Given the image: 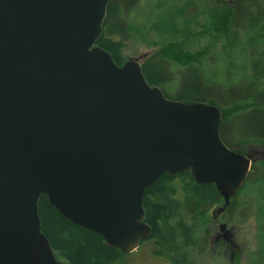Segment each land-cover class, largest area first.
Segmentation results:
<instances>
[{
    "label": "water",
    "instance_id": "obj_1",
    "mask_svg": "<svg viewBox=\"0 0 264 264\" xmlns=\"http://www.w3.org/2000/svg\"><path fill=\"white\" fill-rule=\"evenodd\" d=\"M111 1L0 0V264H63L42 196L130 254L152 236L144 197L163 177L215 186L224 214L257 161L222 141L218 107L169 100L97 46Z\"/></svg>",
    "mask_w": 264,
    "mask_h": 264
},
{
    "label": "trees",
    "instance_id": "obj_2",
    "mask_svg": "<svg viewBox=\"0 0 264 264\" xmlns=\"http://www.w3.org/2000/svg\"><path fill=\"white\" fill-rule=\"evenodd\" d=\"M178 1L112 0L97 46L108 51L119 66L117 53L130 35L137 31L140 12L149 11V8L153 9L150 12L154 14L156 9L161 11L158 26L152 30L162 36H169L170 30L176 27L188 30L195 25L200 14L193 17V9L199 8L202 15L220 19L223 37L221 50L204 52L197 59L189 56L190 61L185 63V57L180 58L184 53L172 55L162 50L147 57L141 70L151 87L160 88L174 102L205 103L218 107L224 117L220 137L225 145L242 155L254 153L258 156L259 152H264V67L253 60L254 48L260 44L255 40L259 38L253 30L259 28L264 31V15L257 11L259 0H197V4L192 1L182 9L177 8ZM252 7L256 12L251 15ZM172 10L175 15H172ZM168 17L164 24L163 20ZM240 56L252 62L242 69L236 62L241 60ZM222 62L226 65L218 70ZM257 156L246 184L237 196L245 194L251 198L246 206L247 212L252 213L251 208L256 207L257 250L261 262H264V157ZM144 198V224H152L154 217L160 221L155 232L150 227L158 254L169 258L173 264H201L202 257L212 244L210 223L206 216L218 200L223 199L216 187L200 186L192 173L185 172L178 177H163L154 187L147 189ZM230 205L224 213L229 221L240 209V205ZM39 214L42 232L50 244L53 237L60 239V243L68 242L69 232L64 233L66 224L72 227L76 235L87 238L86 242L91 243L92 247L77 244L74 238L72 243L69 239L73 247V264H99L101 253L109 256L104 264H124V254L118 248L106 245L102 236L71 224L51 207L46 196L40 200ZM245 216L240 224L248 220ZM58 233L60 237L55 236Z\"/></svg>",
    "mask_w": 264,
    "mask_h": 264
},
{
    "label": "rangeland",
    "instance_id": "obj_3",
    "mask_svg": "<svg viewBox=\"0 0 264 264\" xmlns=\"http://www.w3.org/2000/svg\"><path fill=\"white\" fill-rule=\"evenodd\" d=\"M192 1H195L194 3L197 4V0H179L177 2V8L182 9L185 4L191 3ZM258 6V13L264 15V0H259ZM194 7L196 8L197 5ZM250 9L251 15L256 12V9L253 7ZM150 10L151 8H149V11L140 12L136 24L137 31L130 35V38L120 48L121 51L117 53L119 56L117 59L119 60L120 67L125 66L130 61H137L138 64L142 65L147 60V57L162 50L166 53L168 51L172 55H181V53H184L183 56H180V58L184 59L185 57V63L188 60L190 61L189 56L196 57L197 59L200 55L202 57L204 52L210 50L219 51L222 49L223 37L221 33L222 22L220 19L218 20L216 18L214 19L209 17L208 15H202V10H199V8L193 9L191 12L193 17L200 14L199 20L195 23V25L188 30L176 27L170 30L169 33L171 34L169 36H162L159 35L158 32H153L152 30L155 26H158L157 23L159 22L161 11L159 12L156 9L154 14L153 12L151 13ZM174 11L172 10V15H175ZM168 19L169 17L163 20L164 24H166ZM253 33L260 39H255L259 41L260 44L254 48L255 54L253 60L264 67V31L256 28L253 30ZM240 57L241 60L236 62L237 66L242 69L245 64L247 65L248 62H252L251 59L242 58V56ZM224 64L226 65L224 62L220 63L218 70H220V67ZM168 99L171 100L170 97H168ZM261 153H263V151L259 152L258 156L255 154V156L260 158ZM249 200H251L249 196L240 194L235 200L231 201L232 205H240V209L235 212L231 221H229L228 217H224V214L219 213L225 208L224 199H219L215 207L208 213L206 218L210 223L212 244L210 249L207 251L208 253L202 257L201 264H264V262H261L257 250V227L256 217L254 216L256 207L254 205L251 208L252 213L249 211L247 212L248 207L246 206H248L247 204L249 203ZM244 208L246 211H244ZM245 213L248 220H246L244 224H240V221L244 218ZM155 218L156 217L152 219V224L150 223V225H148L149 228L151 227L154 229V232L160 225V221L155 220ZM221 224H225L227 226V231H230V234L232 235L231 237L228 235V237L232 240L233 244L225 237L227 231L223 232L220 229ZM66 232H69V238H67L68 242L66 244L63 242L60 243V239H54V237L51 239V244L55 249V252L53 250L54 255L56 254L57 258L63 264H73V247L69 244V239L73 243L72 239L74 238L77 244L82 243L87 246H91V243L86 242L87 238L78 234L76 235L72 231V227L67 224L64 226V233ZM59 233L55 236L60 237ZM154 239L150 237L146 241H141V246L136 249V251L130 254H124V264H173L169 258L158 254L157 243H155ZM116 254L119 255L118 252ZM99 257H101L99 264H104L109 259L108 255L106 256L102 253Z\"/></svg>",
    "mask_w": 264,
    "mask_h": 264
},
{
    "label": "flooded vegetation",
    "instance_id": "obj_4",
    "mask_svg": "<svg viewBox=\"0 0 264 264\" xmlns=\"http://www.w3.org/2000/svg\"><path fill=\"white\" fill-rule=\"evenodd\" d=\"M228 235H229V237L232 236L231 234H227V233H226V234H225V237L228 238V240L233 244L232 240H230V238L228 237Z\"/></svg>",
    "mask_w": 264,
    "mask_h": 264
}]
</instances>
